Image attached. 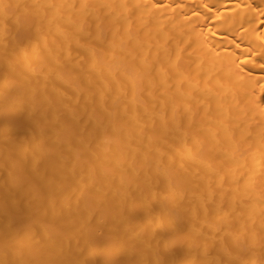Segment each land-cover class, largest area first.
I'll return each mask as SVG.
<instances>
[{
  "label": "bare ground",
  "instance_id": "bare-ground-1",
  "mask_svg": "<svg viewBox=\"0 0 264 264\" xmlns=\"http://www.w3.org/2000/svg\"><path fill=\"white\" fill-rule=\"evenodd\" d=\"M0 264H264V0H0Z\"/></svg>",
  "mask_w": 264,
  "mask_h": 264
}]
</instances>
